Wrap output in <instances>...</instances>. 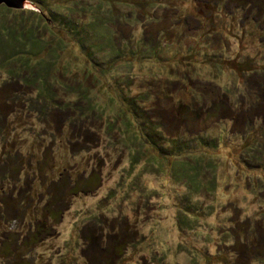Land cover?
<instances>
[{"label":"rangeland","instance_id":"374dc122","mask_svg":"<svg viewBox=\"0 0 264 264\" xmlns=\"http://www.w3.org/2000/svg\"><path fill=\"white\" fill-rule=\"evenodd\" d=\"M28 1L0 5V264H264V0Z\"/></svg>","mask_w":264,"mask_h":264},{"label":"trees","instance_id":"16d2710c","mask_svg":"<svg viewBox=\"0 0 264 264\" xmlns=\"http://www.w3.org/2000/svg\"><path fill=\"white\" fill-rule=\"evenodd\" d=\"M8 9V11H13V9L11 8V9H9V8H7ZM32 10V9H31ZM34 10V9H33ZM35 12H38V11H35ZM68 18V19H67ZM76 20H78V19H76V18H74L73 16H70V15H67V16H65V18H64V22L62 23V24H65V26H67V28L69 27L70 28V31H74V32H76L77 33V35H79L80 36V39H79V41H86L85 40V38L87 39V41H89V39H92L91 38V36H89V35H85V34H88V33H86L85 31H82L83 29H81V27L83 26V24H82V22L80 21V20H78V22H76ZM4 22V21H3ZM2 22V23H3ZM5 23V22H4ZM18 23H19V21L18 22H13V23H10V24H6L5 26H6V28H10V27H13L14 29H17V30H22L23 31V34H27V30H29V29H34V27L33 26H31V25H26L25 23H23V21L22 20H20V25H18ZM62 24L59 26V27H57L58 29H63V30H65L64 28H63V26H62ZM47 25H48V23H47ZM50 28V27H49ZM57 28H55V27H51L50 28V31H51V40L50 41H53V42H50V44L52 45V43H56V41L55 40H53L52 38H55L56 37V35H58V34H56L55 32H57L58 31V29ZM55 30H57V31H55ZM59 34H61V33H59ZM58 36H60V35H58ZM47 38H48V36H47ZM60 38L62 39V41H65L64 40V38H62V35L60 36ZM49 39V38H48ZM92 40L90 41V48L91 47H94L93 45H92ZM57 43H59V42H57ZM16 45H19V44H14V48H18ZM23 45H25L26 46V44H23ZM28 45V44H27ZM58 45V44H57ZM100 50H105L104 48H100ZM19 53V52H18ZM18 53H16V54H14V56L15 55H17ZM47 57V56H46ZM46 59V58H45ZM233 61L236 63V65H237V63H238V61L236 62L234 59H233ZM26 64V63H25ZM30 67H32V66H30ZM35 68V67H34ZM236 68L239 70V67L238 66H236ZM43 69H44V71H43ZM43 69H41V71H40V68L38 69V71H34L32 74H29V75H27L25 78H27L28 80H32V78H34L33 79V82H39L38 84L41 86V82H43V81H40V80H38L39 78H38V75H47V68H43ZM48 71H49V69H48ZM49 73H50V71H49ZM34 75V76H33ZM43 87H49V85H47V83L46 84H43L42 85ZM40 88V87H39ZM134 108V107H133ZM135 109V108H134ZM142 110V109H141ZM186 117V116H185ZM178 147H179V145L177 146V149H178ZM177 149H175V148H173V150H171V154H174L175 152H176V150ZM183 150H186V148L184 149L183 148ZM170 154V153H169ZM170 154V155H171ZM198 159V158H197ZM184 163V162H183ZM192 168H195V166H192ZM191 207H190V205H188L187 206V209L189 210Z\"/></svg>","mask_w":264,"mask_h":264},{"label":"water","instance_id":"95a60500","mask_svg":"<svg viewBox=\"0 0 264 264\" xmlns=\"http://www.w3.org/2000/svg\"><path fill=\"white\" fill-rule=\"evenodd\" d=\"M5 4L7 7L23 9L28 4V0H0V5Z\"/></svg>","mask_w":264,"mask_h":264}]
</instances>
